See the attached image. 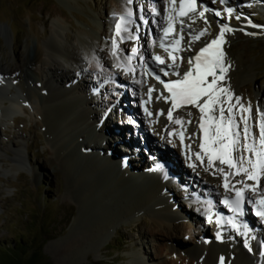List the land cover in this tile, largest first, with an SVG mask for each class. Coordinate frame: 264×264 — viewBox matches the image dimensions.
<instances>
[{"label": "rangeland", "instance_id": "rangeland-1", "mask_svg": "<svg viewBox=\"0 0 264 264\" xmlns=\"http://www.w3.org/2000/svg\"><path fill=\"white\" fill-rule=\"evenodd\" d=\"M124 1L125 4L123 5L129 6L134 13L133 16H136L138 19L139 23L136 25L138 28H136L135 32L140 34V31L138 32L137 29L141 30L147 23H149L147 25L150 27L151 23L149 19L153 17L155 12V9L150 7V3L146 2V0H132L131 3H129L128 0ZM152 1L155 2V4L159 2L158 0ZM230 1L235 2L234 0ZM115 2L117 1L0 0V24L2 27L9 30V37H0V59L4 64H10V57L12 56L11 37L13 38L15 48L22 52L26 43L30 42L33 46V49L30 51V55L32 56L34 47L38 43L42 46L47 45L48 39L55 34V30L57 29L56 25L58 22H64V18L72 24V27L66 24L67 31L65 35L68 41L78 35L80 29H83L96 36L99 46L108 49L107 43L112 33L110 24L111 18L115 15H122V13L116 11L120 8ZM160 2H162V0ZM213 3V9L222 13V16H208L206 20L209 18L211 24H205V21L201 22L203 32L205 33L204 35H206L208 39H213L216 35L218 36L220 34L222 25L224 24H228L229 27L235 29L234 32L225 33V38L227 39L224 50L225 55L232 60L231 64L228 63L231 66L228 69V73L234 71L235 73L244 72V75L247 74L245 71H248V68H253L252 78L246 81L244 80L243 82L245 83L241 81L239 90H242L241 101L244 103V107L249 106V97H253V102L250 103H252L253 117H255L257 121L260 119V114L264 113V11H256L255 7L259 6L257 4L253 5L255 6L254 8H252L251 5L246 6L247 10L244 11V3L241 4L238 10L231 2L232 6L237 10L235 14L229 16L225 9L221 8L220 0H215ZM164 4L161 6L163 12L164 10L167 11V6ZM141 12L147 13L150 18L143 20V13ZM139 14H141V17ZM164 14H166V12L161 15L164 17ZM237 17H239V19ZM155 19H157L158 22H164L161 16ZM145 21L147 23H144ZM113 22H115V19H113ZM133 22L135 23V21ZM253 24L257 25V27H252ZM248 33H252V35H248ZM138 39L144 41L143 36H139ZM126 44H128V46L125 48L123 55L128 57L131 56L130 52L135 48V45L132 41ZM150 44L149 41V47L148 45L146 46L149 48H147L148 50L152 47ZM188 48L193 50L196 49L193 45L188 46L187 50ZM235 66L236 68H234ZM88 68L89 66L86 65L83 67V70L89 72ZM107 70L106 73H108ZM139 72V79L144 81V71ZM116 75V77L114 76V79L110 81L111 83L108 82V87H106V89L102 90L98 84V89L102 90L99 92L100 96L98 97L99 99L101 98V101H105L107 104L106 107L108 105L111 106L110 100H116L115 95H112L113 91H109L111 85L115 82L116 85L128 84L120 74ZM237 77L238 74L236 77L233 76V79H237ZM88 79L90 81V78ZM32 81L33 79L29 82L32 83ZM78 82L79 81H75V83ZM94 83H92L91 86ZM224 84H226V82ZM96 86L97 85H95V88ZM92 91L94 94L98 95L94 90ZM131 92L132 90H127V93L125 92L126 98L123 99L122 102L120 99V105L119 103L117 104L120 107L118 110L113 113H107V111L103 109V112H101L102 114L96 123L98 130L96 129V132H91V135L88 136V140H96L97 143L99 142L98 148L94 149L92 145H88L87 149L84 148L80 151V155L76 154L80 161H82L81 163L77 160L78 163L76 164L84 167L86 165L88 169L93 167L92 170L95 174H93L94 178L92 179L97 183L103 184V192L108 191L107 183L109 181L110 183L114 181L112 184V188L115 189L114 193L118 192L117 190H119V192L116 196L110 197V199L115 198L113 201H117L116 198L118 201L122 200L124 197L127 198V201H133L132 199L136 194L129 188V186H131L130 183L129 185H125L122 184V182H129L130 179L136 177L137 173H144V175L151 176L154 173L151 162L156 156L160 157L162 152L168 155L171 154L174 156L175 154V156H179L178 148H176L177 152L171 148L168 142L163 143L164 145L161 152H157L152 144L146 143L144 139H140V137L136 136L138 132L135 131L137 130L135 127L132 125L124 126V118L127 119L128 115H120L121 113L118 111L129 109L130 104L135 111L139 105V100L132 99L133 94ZM128 98L130 104L127 103ZM141 100H144V98ZM125 104H129V106L126 107ZM141 105H139V112L141 111ZM152 107L156 108L153 111L152 108H150L153 118L155 117L154 115H156V110L159 109L160 111L162 108L159 104ZM116 113L119 115L115 116ZM137 114L139 115L138 111ZM165 115H167V112ZM112 118L114 119L113 123L111 120ZM139 118L141 120L140 115ZM194 120H197V117ZM13 121H15L14 124L10 122V124L4 127L2 126L0 129V257L4 256V254H2L3 250L11 247V249H13L12 251L10 249L11 252L9 256L14 259L16 262L15 264H33L32 260L34 259L32 256L36 253L39 255L36 264H139L137 262L135 263L139 255L146 258L148 264H206L203 261H194L191 249L194 247L195 240H201L202 237L199 236L201 230H204L206 236H204L203 239L205 238L206 240L212 241L215 240V236L209 227L205 230L196 225V216L194 217L196 210L191 203L188 204L189 197L187 193L188 188H194L193 190L197 195L202 194L200 190H205L204 186H206V183L201 176L198 178L195 171L186 169L182 161L181 164L178 163V160L181 158L177 157L179 159L175 161V164L173 163L175 165L173 168L179 175H176L173 169L169 172L159 169L161 165L159 163L161 162L155 164V171L157 170L158 173L162 171L159 176H155V182L159 187H162L165 183V198H171L169 205L175 207L176 210L184 213L187 217L186 220L180 219L182 223H184L183 229L185 230L188 228L186 231L187 233L182 231L173 234V231L168 230L159 234L152 226L155 225L160 229L161 227L159 225L162 223L173 225L177 224L178 220L172 222L173 218L168 216L166 220H162L152 211L139 209L140 213H136L134 216H128L124 212L125 214L122 219H118L119 221L114 219L115 221L113 222L114 225L112 228L115 230L112 229L106 232V236L102 239L99 236L95 237L96 235H94V233L100 221L106 220L107 216L114 218L111 216L112 210L110 208L108 209L106 206L107 204H99L87 197L88 195L86 196L87 198H84L82 201V186L76 185L73 182L71 178L72 175H67L59 168L55 171L48 169L46 162L47 159L49 160V158L53 157L51 154L53 152V147L49 143L44 129L41 127L39 118L35 120L28 115H24L22 112H18ZM139 123L144 131L147 132L146 134H149L148 136L145 135L144 138L157 139L147 128L149 125L148 121ZM112 124L114 126L113 129L111 127ZM249 124L252 125L251 120ZM194 126L195 125L192 123L189 124L187 132L190 137L193 136L192 129ZM124 127L130 128L131 133L129 136L127 132L124 133ZM255 128L256 127H254V130L257 131ZM257 129L259 131V126ZM133 131L135 132L134 141L132 140L133 136H131ZM97 133H102V137L97 138ZM112 136L115 138L116 142L113 147L110 145ZM121 136L123 138H121ZM79 140L82 141L83 138L81 137ZM100 144L101 150L99 149ZM16 145L27 149V151H25L26 161H24V165H21V170L18 172H10V166L14 164L13 161L16 159L14 154V147ZM145 146H149V148ZM110 147L111 149H109ZM125 156L130 157V164L128 166H126L125 161H123ZM92 157L103 159L111 163L112 166H108L109 168L106 167L108 168L107 170L102 169L101 171H97L92 163L89 164V162H87V160H93L94 158ZM163 160H166V158ZM206 161L200 165L202 169H205V172L210 168H214H209L208 161ZM200 166L198 168H200ZM227 170L228 173L232 172L230 168ZM96 171L98 173H96ZM106 171L110 174H102ZM72 172L78 176L81 174L78 168H73ZM168 174L171 175L173 179L177 180L182 179L180 177L187 178L186 184L188 185L190 183V186L185 188V186H178V184L171 181L167 183L165 181L167 179L165 176L168 177ZM37 175L39 177L41 176L40 179H38ZM238 177L239 178H236V180L234 177L232 181L234 180V182H236L237 180L245 179V177L242 176ZM262 179L264 181V177H262ZM223 186L224 183L222 187ZM167 187L168 190L166 192ZM95 190L97 191V189ZM160 190H163V187L160 188ZM157 191L158 190L152 189L148 194L152 196L155 201H158V203L161 201V203H164L161 192L158 194ZM182 193H185L184 196ZM155 194L156 196L158 195V197H156ZM203 194H207L210 197L216 195L212 188H209V190ZM217 197L215 200L216 204H218ZM102 198L104 197L102 196ZM100 209L102 214L99 213ZM117 211H119V209L115 208V211L112 213L117 214ZM207 229H209V231ZM176 234L178 238H175ZM188 240H192V243H187ZM203 241L205 242V240ZM231 248L235 251L233 247ZM239 251L240 250H237L236 252L239 253ZM248 254L250 253L248 252ZM6 262L8 263V261ZM0 264H5V261H0Z\"/></svg>", "mask_w": 264, "mask_h": 264}, {"label": "bare ground", "instance_id": "bare-ground-1", "mask_svg": "<svg viewBox=\"0 0 264 264\" xmlns=\"http://www.w3.org/2000/svg\"><path fill=\"white\" fill-rule=\"evenodd\" d=\"M116 1L117 2L115 3H117L120 8V9L115 8L117 9L116 11H118V13H122V15H125V17H127L126 15L127 11L131 10V8L127 5H123L125 4L124 0H116ZM146 2H149L151 6L158 5L160 9L161 6L165 3L164 5L167 6L168 8V0H162V2L160 3L157 2L156 4L152 0H146ZM229 7H233V6L232 3L229 2V0H227L226 5H224V8H229ZM236 7L238 8V6ZM159 12L163 14L161 11ZM167 15H168L167 11L166 14H164V17L163 15H160L161 18H163L165 24L164 27L167 26ZM120 16L121 15H115L114 17L111 18L110 24H111L112 33L109 42L107 43L108 49L99 46V43H97L98 40L96 36L83 29H80L78 31V35H76L74 38L68 41L67 36L65 35L67 31L66 24L69 25V27H72V24L68 22L66 18H64V22H58V24L56 25L57 29L55 30V34L54 36H51L48 39L47 45L42 46L40 43H38L34 47L32 56L30 55V51L31 49H33V46L30 42L26 43L25 47H23L24 49L22 52L15 48V45L13 43V38L11 37L10 41L12 47V56L10 57V62H9L10 64H4L3 61L0 59V77L3 78L2 80H0V129L2 126L4 127L10 124V122L14 124L15 123V121H13L14 117L18 112H22L24 115H28L30 118L35 120L37 118L40 119L41 127L44 129L46 136L49 139V143L53 147V152L51 153L53 157L49 158V160L47 159L46 162L48 165V169L55 171L59 168L63 170L67 175L69 176L72 175L71 178L73 179V182L76 185L82 186L81 189L82 201L84 198L89 197L99 204H103V203L107 204L106 206L108 207V209L110 208L112 212L115 211V208L119 209V211L116 212L117 214H113L111 212V216L114 218L107 216L106 220L104 219L103 221H100V223H98L96 232L94 233V235H96L95 237L99 236L100 238L104 239V237L107 234L106 232H109L112 229H114L112 227L114 225L113 222L115 220L119 221L118 219H122L125 213L128 216H134L136 213H140L139 209L141 210L146 209L152 211L153 213H155V215L158 218L162 220H166L167 216L173 218L172 222H176L178 220V223L173 225L172 224L166 225L165 223H162L161 225H159L161 227L160 229L155 225L152 226V228L156 230L157 233L161 234L164 231H168V230L173 231V234L182 231L187 233L186 231L188 228L184 230L183 229L184 223H182L181 221L182 219L186 220L187 217L185 216L184 213L180 212L179 210H176L175 207H171V205H169L171 198L170 199L168 197L165 198V193H164L165 183L162 185L163 190H160V188L162 187L157 186L155 182V176L156 177L159 176L162 171L158 173L157 170L156 171L153 170L155 174L153 173L151 176L144 175V173L142 174L137 173L136 177L130 179L129 182L126 181L122 182V184L125 185L127 184L129 185L130 183L131 186H129V188L131 189L132 192H135L136 195L133 197L132 199L133 201H127L126 200L127 198L125 197L122 198V200L118 201V199L116 198L117 201H113L115 200V198L110 199V197L116 196L119 192V190H117L118 192L114 193L115 189L112 188L113 187L112 184L114 181H112V183H110L109 181L108 182L109 184L107 183L108 191L107 192L105 191L106 192L105 193L103 192L104 191V187L102 186L103 184L97 183L92 179L94 178L93 174H95L92 170L93 167L91 169H88L87 168L88 166L86 167V165L84 167L82 165L80 166L79 164H76L80 161L78 155L76 154H79L80 151H82L84 148L87 149L88 145H92L94 149L98 148L99 142L97 143L96 140L94 141L88 140V136L91 135V132L93 133L96 132V129L98 130L96 123L99 120L102 114L101 112H103V109L106 110L107 113H113L120 108L119 107L120 103L123 101V99L126 98L125 90L121 86H118L113 83L111 85V88H109V91H113L112 95L113 94L115 95L116 100L112 101L109 99L111 106L108 105L106 107L107 104L105 103V101H101V98L99 99L98 97L100 96V93L97 91L101 89H98V86H96L95 88V85L93 84L91 86V84L95 82L101 85L104 82H110L111 80L114 79V76L116 74H120L125 80V82L129 84L130 89L132 90V94H134V98L132 99L139 100V105L142 104V100H141L142 98H144V100L147 98L148 89L152 86V84L147 85L145 83V79L147 80L145 76L146 75L148 76V74L144 75V81L143 80L141 81L139 79V73H137L138 72L137 69L135 74H131L129 76L128 74H125L116 67L117 60L112 55L113 40H116L118 44V55H120L121 59H126L127 56L125 57L123 55L125 48L128 46V44L126 43L130 41H134V40H130L128 37V35H130L131 32H132L131 35H134L132 37H134V39L136 38V41H138L137 37L143 36L144 41H141V39H139L138 49L141 47L144 48L145 50H146L145 43L149 35L155 37L159 43H167L170 39L174 40L176 36L179 34L178 32L173 31L167 37H165L163 34L164 27L161 28L163 22L162 23L161 21L158 22V20L155 19L156 17L149 19L150 16L143 13L142 19L143 20L149 19L151 23L150 27L147 25L149 23L145 24L144 27H142V29L139 30L140 34L139 33L137 34V32H135L136 30L135 27H132L131 25V23L135 21L133 19H135L136 16H132L130 21L127 18L126 23L128 22L127 27L129 29L130 27H132L133 30L130 29V33H122L123 39H120L115 35V25L116 23L119 22L118 18ZM195 17L196 16H193L192 18L183 21L184 24L182 30L183 37L185 34L197 36L199 33L203 31V27L201 26L202 23L200 24L198 21L199 19ZM113 19H115V22H113ZM207 24H211L210 20L209 21L207 20ZM179 25L181 27V23H179ZM1 36L9 37V30H7V28L2 27V25L0 24V37ZM216 36L211 40L217 39L219 37V35L217 37ZM225 41L227 42L226 38ZM226 42L222 45L223 51L225 50ZM197 43L199 42L197 41ZM185 54L188 56V59H191L193 57V54L189 51L186 52ZM94 57L96 59H94ZM133 61H135V58H133L132 64ZM231 61H232L231 58L225 55V64L226 65L228 63L231 64L232 63ZM86 65L89 66L88 68L89 72H85L83 70V67ZM171 67L174 70V72L179 70L177 69V67H173L172 65ZM234 68H236V66ZM252 69L253 68H248V71H245L247 74L244 75H243L244 72L235 73L234 71L232 73L231 72L228 73L229 72L228 70L225 80L221 81V86L229 88L230 91L234 94L233 97L234 112L237 115V120L238 123L240 124L241 129L243 128V121L239 119L240 106L235 105L234 101H235V97L241 98L242 90H239L241 81L243 82L244 80L246 81L247 79L252 78V72H253ZM106 70L108 73H106ZM237 74H238L237 79H233V76L236 77ZM88 78H90V81ZM32 79H33L32 83L29 82ZM211 79L212 78L209 77V81H211ZM74 80L79 82L75 83ZM225 82L226 84H224ZM92 90H94L98 95L94 94ZM161 93L164 94L163 97L160 96ZM151 96H152L151 102L146 99L144 105H141L140 112H139V105L137 110L135 111L133 110L130 101H128L129 98L127 99V103L130 104L129 109H125L122 111L119 110L118 112L121 113L120 115L122 114L128 115L127 119L124 118L125 119L123 122L124 126L132 125L133 127H135L137 129L135 131L138 132L136 136L140 137V139H144L146 143L152 144V146L156 149L157 152L158 151L161 152V149H163V145H164L163 143L165 142H169V145H171L172 148L175 150L176 148H178L179 156H175V154L174 156L171 154L168 155L167 153L162 152L160 157L156 156V158H154V160L151 162V166H154L155 164L160 162V160L166 158V160L168 159L169 161L172 162V166L170 167L169 171L173 169V172L176 175H179V173L175 171L173 168L175 167L174 165L175 161H177L179 158L184 160L185 163H187L188 158H192V160L195 161V165H196L195 168L190 167L189 162H188L189 165L187 163L186 166H188L191 171H195V174L198 175V178L199 176H201L204 179L206 186H204L205 189L204 191L200 190V193H202L200 195H197L194 192L193 190L194 188L191 189L188 188V192H187L189 197L188 204L194 203L195 205L194 208L196 209L195 213L198 212V214L202 215V219L200 220L197 218V215H195V213L193 212L194 217L196 216V221H197L195 222L196 225H198L201 229H205V230L210 226L209 228H211V230L215 234V240L211 241L210 244L204 242L203 240H205V238L203 239V237L205 236V233L204 230H201V233L199 234V236L202 237V238L200 237L201 240H195L194 247H192L191 249L192 256L194 257L193 260L194 261L199 260L200 262L203 261L206 264H221V258H223L224 264H263L264 258L261 257L260 253L261 251H264V242H261L259 240L260 238L256 237L255 239H252V236L249 233L248 240L253 249L252 251L253 255H250L248 254V251L244 246L245 238L242 237L241 235L236 236L237 241L235 242L236 245H234L235 246L234 247L235 251H234L231 248L232 245L230 242L231 241L230 239L234 237L232 236L231 231L228 228L223 229L219 227V225L215 224L214 221L212 223H208V219H207L208 216L211 215L216 209L220 208L219 207L220 205L219 204L217 205L211 199V197H216V195H212L210 197L209 195L207 194L205 195L203 193H206V191H208L209 188H212L214 189L215 193H217L219 197L218 199L219 201L222 200L223 197L225 196L235 195V191L231 190V187L233 185H235V188L237 189L241 188L242 185L239 183V181L241 180H237L236 182H234V180L232 181L234 177L235 180L236 178H239L238 176H234V177L229 176L230 189L226 190L224 186L222 187L224 183V175L221 172H218L217 168H223L224 172L228 173L227 169L229 167L227 165H222L219 163V161H217L214 168L209 167L210 169L207 170V172H205V169H202L200 166L201 165L200 161L193 155L194 152L201 151L200 145L203 143V130L199 127V125L203 122V120H202V114L200 113L199 109L192 105H187L185 108L181 110L173 111V106H171L170 103L167 102L166 100H163L164 98H166L165 93L163 91H159L155 89L154 92H151ZM120 99L121 102L119 103ZM248 101L249 104L252 105V103L250 102H253V97L250 96ZM113 103L116 105L112 110H110V108L114 105ZM118 103L119 105H117ZM201 103H203V101H201ZM129 104H125L126 107H128ZM153 104H159L162 105V107L164 106L163 109L165 110V113L171 111V113L173 114L172 115L173 119L170 120L168 118L169 115H164V117L159 118L157 116V113L160 111L156 112V115H154L155 117L153 118L151 116L149 117L147 112L150 109L151 105ZM241 104L244 105L242 101ZM224 107L227 108V103H225ZM146 108L148 110L145 111ZM137 111L141 117V120L139 118V115L137 114ZM118 115H119L118 113L115 114V116ZM212 115L218 116V112L214 111ZM225 115L227 116L229 114L226 112ZM243 116L245 119H248L249 113L244 112ZM196 117L197 120H194ZM111 120L113 123L114 119L112 118ZM177 120L184 121L185 123L183 124L176 123ZM250 120L252 122L251 130L256 135L258 140L259 132L254 130L255 119L253 117L252 107H251ZM142 121L149 122L147 128L157 139L155 138L150 139L148 137L144 138L145 135L148 136L149 134H146L147 132H145L144 129L141 127V124L139 122ZM187 121H191V123L195 125L192 129L193 136L190 139L186 134V131L188 130L189 127ZM111 127L113 129L114 127L113 124L111 125ZM126 132L128 133L127 135L129 136V134L131 133L129 127H124V133ZM180 132H183V134L185 135V140L188 141L186 142V144L188 146L192 144L190 145L189 148H187V157L185 153L182 151V144L180 143L181 141ZM173 133H175V135H173ZM97 135H98L97 138L102 137L101 136L102 133H97ZM134 135L135 132L133 131V134H131V136H133L132 138L133 141L135 140ZM169 136H171V139L169 138ZM81 137L83 138L82 141L79 140V138ZM121 138L123 137L121 136ZM115 143H116L115 138L112 136V141L110 140L111 147H113ZM111 147L109 149H111ZM14 148H15L14 154L16 159L13 161L14 164L10 166V172H18L19 170H21V165H24L25 163L24 161H26L25 151H27V149L19 145H16ZM99 149L101 150V144ZM244 155L247 158L248 154L246 151L244 152ZM91 160H87V162H89V164L92 163L97 171L98 170L101 171L102 169L107 170L109 167L112 166L111 163H108L107 161L100 158L98 159L94 158L92 161ZM206 160L207 157L205 155V161ZM80 162L82 163V161ZM199 166L200 168H198ZM73 168L79 169V171L81 172L80 176L72 172ZM159 169H163L167 171V169L163 168L161 165L159 166ZM97 171L96 173H98ZM233 171L234 170L232 169V172ZM102 174L109 175L110 173L106 171L103 172ZM40 177L38 176V179H40ZM165 177L167 178L165 180L167 183L171 181L174 182L175 184H178V186L181 185L185 186V188L190 186V183L188 185L186 184L187 178L180 177L182 179L177 180V179H173L171 175ZM244 180L249 185L255 183L254 181L246 180V178ZM95 189H97V191ZM152 189L158 190L157 191L158 194L159 192H161L162 200H164V203H161L162 201L158 203V201H155L154 198L148 194L149 192L152 191ZM167 190L168 187L166 189V192ZM246 193L248 194V197L252 198L253 201L259 199L261 195H264V181L262 179L260 180L256 192H246ZM184 194L185 193H182L183 196ZM102 196L104 198H102ZM156 197H158V195ZM206 198L207 201H210V205H205L204 203H202V200H205ZM214 200H216V198H214ZM99 213L102 214L101 209L99 210ZM219 231H223L224 234L226 235L225 238H227L223 244L219 243L217 239ZM175 238H178L177 234L175 235ZM187 243L191 244L192 240H188ZM237 250H240L239 253L236 252ZM136 262L139 264H148L146 258H143V256L141 257V255H139V258L135 261V263Z\"/></svg>", "mask_w": 264, "mask_h": 264}, {"label": "snow or ice", "instance_id": "snow-or-ice-1", "mask_svg": "<svg viewBox=\"0 0 264 264\" xmlns=\"http://www.w3.org/2000/svg\"><path fill=\"white\" fill-rule=\"evenodd\" d=\"M128 2L131 3L132 0H128ZM224 2L226 3L227 0H224ZM197 8L198 0H179V3L178 0H168L167 26L163 28L164 36L167 37L174 31L175 25L179 20L181 23V36L180 40L175 41L176 45L179 46L180 42L183 40V19L188 17L190 13H197ZM207 11H209V9L205 7L203 12L197 14L202 17ZM227 11L229 16H231L234 9L229 7ZM133 14L132 10L127 11L126 15L129 21ZM155 15L160 16L161 13L156 11ZM215 15L220 17L222 13L217 11ZM237 18L239 19V17ZM118 19L119 22L115 25V35L123 39L122 33H130V29L127 27L126 17L124 15H121ZM145 23L147 22L145 21ZM252 27H257V25L253 24ZM234 31L235 29L229 27L228 24L222 25V31L219 37L212 40L207 47L200 51L198 56L193 58V67L191 70L187 71L183 76H181L180 71H175L174 74L181 78L174 82L165 83V81L153 72L151 68H149L148 71L150 75L155 76L161 84H164V87L171 94L169 102L173 104V111L185 105H192L199 109L203 120L199 125L203 130V143L200 145L201 151L194 152L193 155L201 164L205 162L206 155L209 167H214L216 162L219 161L220 164L227 165L230 169L234 170L233 172L225 173L223 168H217V171L224 175V188L226 190L230 189L229 176H242L248 181L255 182L249 185L242 179L239 181L242 185L239 189L235 188V185H233L231 190L235 191V198L229 199L225 197L222 203L234 214V216L226 218L221 215L216 221L217 223L226 221L231 224L233 230L245 238V245L248 247V251L252 252L253 249L248 240V234L252 232V228H250L247 223H238L235 216H243L245 214L244 204L247 202L251 204L254 214L261 220H264V195H261L260 198L255 201H253L251 197H245L246 192L257 191V186L261 178L264 177V113L260 114L259 138L257 140L248 122L251 119V105L249 104L248 107H244L241 104V98L235 97V105L240 106L239 119L243 121V128L241 129L237 120V115L234 112V94L229 88L221 86V81L225 80L230 67V65L225 64V53L222 50V45L226 42L225 33ZM204 34V32H201L200 36ZM248 35H252V33H248ZM197 39H199V37H197ZM176 50V48L171 49L173 52ZM131 51V56H128L126 59H121L120 55H118V44L116 40H113L112 55L117 60L116 67L125 74H135L136 72L132 60L138 55V51L135 48ZM94 59L96 58L94 57ZM154 60L160 65L165 64V60L160 56H155ZM171 60L173 61L172 66L175 67L177 57L172 55ZM180 62L182 65V57L180 58ZM164 75L168 76L170 73L165 70ZM209 77L212 78L211 81H209ZM2 79L3 78L0 77V80ZM154 91V88L149 90L150 94ZM163 95L164 94L161 93L162 97ZM201 101H203V103H201ZM225 103H227V108L224 107ZM214 111L218 112V116L212 115ZM226 112L229 115L226 116ZM244 112L249 113L248 119L244 118ZM161 115H164L163 111H161ZM168 118L170 120L173 119L171 114H169ZM176 123L183 124L185 122L177 120ZM187 123L190 124L191 121H187ZM173 135H175V133H173ZM180 138L181 141L184 140L183 132L180 133ZM185 147V155L187 157V148L190 146L186 145ZM245 151L248 154L247 158L244 155ZM189 166L193 168L196 167L195 164H190ZM207 219L208 223L213 222V217L211 215H209ZM221 226L223 227V225ZM220 235L222 234L218 233V236ZM255 238L256 237L253 235L252 239ZM260 255L264 258V251H261ZM221 264H224L223 258H221Z\"/></svg>", "mask_w": 264, "mask_h": 264}, {"label": "trees", "instance_id": "trees-1", "mask_svg": "<svg viewBox=\"0 0 264 264\" xmlns=\"http://www.w3.org/2000/svg\"><path fill=\"white\" fill-rule=\"evenodd\" d=\"M10 249H11V247H8V248H6L5 250H3L2 251V254H4V256L3 257H5V258H3V257H0L1 259H0V261H5V264H15L16 262L14 261V259H12L11 258V256H9L10 254V252L12 251V249H11V251H10ZM33 257V259L34 260H32V263L33 264H36V260L39 258V255L36 253V254H34V256H32ZM9 260H8V259ZM7 259V260H6ZM6 261H8V263L6 262ZM18 263V262H17Z\"/></svg>", "mask_w": 264, "mask_h": 264}]
</instances>
